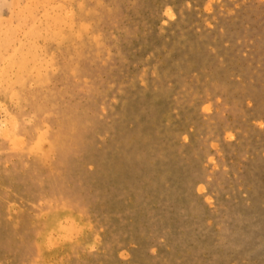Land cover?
<instances>
[{
    "label": "rangeland",
    "instance_id": "rangeland-1",
    "mask_svg": "<svg viewBox=\"0 0 264 264\" xmlns=\"http://www.w3.org/2000/svg\"><path fill=\"white\" fill-rule=\"evenodd\" d=\"M0 264H264V0H0Z\"/></svg>",
    "mask_w": 264,
    "mask_h": 264
}]
</instances>
